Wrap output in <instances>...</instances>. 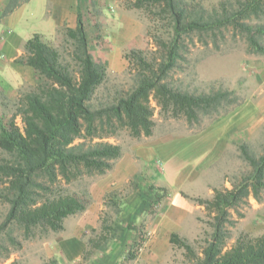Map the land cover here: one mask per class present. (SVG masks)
<instances>
[{"label":"trees","instance_id":"trees-1","mask_svg":"<svg viewBox=\"0 0 264 264\" xmlns=\"http://www.w3.org/2000/svg\"><path fill=\"white\" fill-rule=\"evenodd\" d=\"M125 1L128 7L154 15L152 24L161 21L167 34L153 37L157 49L152 55L140 48L124 52L125 73L131 83L126 89L109 92L105 99L97 92L107 81L108 69L92 54L80 14L74 28L57 30L67 44L64 50L38 33L24 42L25 54L19 61L34 69L37 83L18 94L13 114L0 122V204L6 207L0 219L3 257L10 253L4 241L17 249L19 237L26 240L63 231L68 216L91 204L89 191H69L66 185L112 169L123 148L105 138L122 132L134 141L151 136L156 125L152 101L164 120L184 118L193 123L208 117L214 123L228 112L220 108L233 102L230 91L195 93L171 80L186 60L185 38L190 33L231 26L245 35L254 51L264 53L260 43L264 25L248 22L263 13L264 0H236L231 9L222 6L223 11L215 9L208 18L202 8L189 7L186 0ZM17 116L22 128L16 123ZM239 148L249 172L231 188H214L210 198H191L204 205L210 230L193 241L174 232L170 236L171 245L183 249L187 264H264V232L241 231L227 246L230 209L247 203L249 196L260 201L264 190V148L260 154L251 152L247 143ZM161 196L155 192L154 202ZM103 201L114 216H100L99 227L91 228L81 255L84 264L95 254L107 252L123 226L124 196L112 190ZM139 245L136 242L128 249V258L135 256ZM48 264H57V260L52 258Z\"/></svg>","mask_w":264,"mask_h":264},{"label":"crops","instance_id":"crops-1","mask_svg":"<svg viewBox=\"0 0 264 264\" xmlns=\"http://www.w3.org/2000/svg\"><path fill=\"white\" fill-rule=\"evenodd\" d=\"M121 1L0 0V112L7 97L37 80L34 69L19 61L25 54L24 42L35 33L47 40L60 27L74 28L78 14L94 57L109 71H123L128 64L124 52L140 43L142 24L120 8ZM263 123L264 96L256 101L246 99L196 133L154 134L153 129L151 136L134 142L110 171L95 180L90 189L92 202L75 214L77 224L70 237H62L61 251L70 261L80 258L85 246L81 236L85 227L96 226L104 194L131 179L135 187L124 197L119 238L93 264H137V259L146 264L159 262L171 246L173 232L184 234L196 226V215L203 206L191 198L212 194L213 184L206 178L210 169L225 158L232 143L248 140ZM155 192L162 195L156 202ZM247 202L252 218L245 229L264 232V202L252 196ZM136 242L142 244L141 250L128 258L127 251Z\"/></svg>","mask_w":264,"mask_h":264},{"label":"rangeland","instance_id":"rangeland-1","mask_svg":"<svg viewBox=\"0 0 264 264\" xmlns=\"http://www.w3.org/2000/svg\"><path fill=\"white\" fill-rule=\"evenodd\" d=\"M186 1L189 3V7L202 8L205 11L203 13L204 18H208L215 9L220 13L223 11L222 6L229 10L231 9L232 4H235L236 2V0ZM120 8L125 12H128V14L139 20L142 24L140 43L134 47H129L125 51L132 48H140L147 54H154L157 49V45L153 37H157L159 35L165 36L167 34V28L163 26L161 21H157V23L152 24V20L150 19L154 17V15L151 14L149 16L141 10L128 7L125 0L121 1ZM248 22L254 25H264V11L259 18L252 17L248 20ZM260 39V43L264 47V34ZM44 41L58 47L61 50H64L67 45L65 43L64 36L57 31L54 35L50 36L49 39ZM185 42L187 45V50L185 52L186 60L182 61L181 67L176 69L171 74V80L175 83V85L184 90L195 93H207L219 89L230 91L233 102L223 105L220 108L221 112L224 110L228 111L227 113H224V115L228 114L246 99L256 101L264 96V53L254 51L249 46L244 34L237 32L231 26H227L214 30V32H192L185 38ZM127 67L121 72L108 70L107 81L97 92V96L99 98L105 99L108 93L113 92L116 88L126 89L130 85L131 79L129 74L125 73ZM36 83L37 80L33 84H26L18 89L17 95L12 96V98H6V101L4 102L5 107L0 112L1 122L7 121L13 114L15 109L14 104L18 94ZM152 105L155 107L154 119L156 121L154 134L172 133L177 135H187L196 133L212 124L209 123L208 117H202L200 122L193 123H188L184 118H169L164 120L159 115L158 107L154 101H152ZM223 116H221V118ZM15 120L19 127L22 128L23 123L20 116H17ZM141 139L137 141H140ZM104 140L113 143H120L123 148V152L129 151L132 144L136 142L126 136L125 132L120 133L117 137H108ZM241 143H247L249 145V150L255 154L262 153L264 148V123L256 129L248 140H241L236 143H232L225 158L210 169L206 178L213 184L211 187L212 191H214V188H231L234 182H237L238 179L249 172L250 166L243 159L240 152L239 144ZM148 173H150V170L147 172L146 177L148 176ZM101 176L86 177L84 180L80 182H73L66 185V187L69 191L81 192L83 190H87L89 191L92 200L90 192L91 186L95 180ZM133 187H135L134 182L130 179L129 182H125L122 186L113 190H118L119 194L125 197L132 191ZM212 194L210 196H202V198H210ZM258 202H264V190L260 192V201ZM100 206L95 227H99L100 216L104 217L109 215L112 218L114 216L112 208L105 206L103 199ZM202 206L203 208L196 215V226L194 228L192 227L191 229L187 228L184 230V234H179L181 237H184L189 241H193L196 238L202 237L204 231L210 230V227H208L207 224V221L210 218L204 205ZM5 211V205L0 204V219ZM250 212L248 202L240 203L237 207L230 209V219L232 223L227 224V229L230 235L227 246L233 243L241 231H248L245 229V223L248 219L251 220L252 218ZM64 221V231H60L58 233L49 232L47 235H38L32 239L26 240L19 237L18 239L21 241V246L17 249L13 248L10 244L4 241V244L10 247V253L7 257H3L4 248L0 249V264H48L49 260L52 258L57 260V264H84L81 260V256L78 260L70 261L61 251L60 243L64 242L62 237L68 238L71 236L78 220L76 215H72L68 216ZM248 232L255 233L252 231ZM91 235V227H85L81 236L84 244L86 238ZM141 246L142 244L136 248L137 253L140 252ZM100 255L101 253L97 255L95 254L92 260L87 264H93V261L98 259ZM136 262L137 264H146L144 262H139L138 259ZM120 264H130V262L125 261ZM153 264H187V260L182 248L171 245L161 260Z\"/></svg>","mask_w":264,"mask_h":264}]
</instances>
